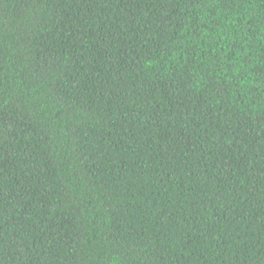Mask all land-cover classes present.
<instances>
[{
    "label": "trees",
    "instance_id": "1",
    "mask_svg": "<svg viewBox=\"0 0 264 264\" xmlns=\"http://www.w3.org/2000/svg\"><path fill=\"white\" fill-rule=\"evenodd\" d=\"M0 264H264V0H0Z\"/></svg>",
    "mask_w": 264,
    "mask_h": 264
}]
</instances>
